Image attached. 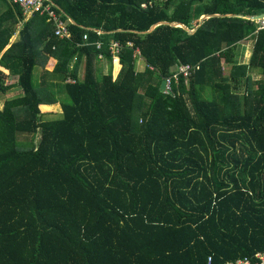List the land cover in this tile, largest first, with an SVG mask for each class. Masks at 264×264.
I'll use <instances>...</instances> for the list:
<instances>
[{
    "label": "trees",
    "instance_id": "16d2710c",
    "mask_svg": "<svg viewBox=\"0 0 264 264\" xmlns=\"http://www.w3.org/2000/svg\"><path fill=\"white\" fill-rule=\"evenodd\" d=\"M2 1L0 68L20 92L0 106V264H219L264 251V23L249 17L264 0H46L69 38ZM194 3L221 15L190 25ZM247 36L244 64L231 47ZM179 64L192 69L164 93ZM2 80L0 69L4 91ZM56 101L61 114L43 117ZM20 132L37 137L21 147Z\"/></svg>",
    "mask_w": 264,
    "mask_h": 264
},
{
    "label": "rangeland",
    "instance_id": "374dc122",
    "mask_svg": "<svg viewBox=\"0 0 264 264\" xmlns=\"http://www.w3.org/2000/svg\"><path fill=\"white\" fill-rule=\"evenodd\" d=\"M5 6H4V2L2 0H0V14L4 11ZM201 13H199V4L198 3H194L193 4V8H192V18L190 20V25H195V21H198V19L200 18ZM23 21V20H22ZM257 23H264V18H261L260 20H256ZM17 25L18 23L14 26V32L13 34L9 37L8 43H10L13 40L17 39ZM252 44H253V37L252 36H247L244 39L236 42L234 45H232V51L234 54V58L236 59V61H240L241 63L247 64L250 56H251V51H252ZM112 49V48H111ZM115 54L116 51L113 48ZM112 50V51H113ZM115 59H117L118 62V58L117 56L113 55V60H112V64H111V71H112V75L113 77H116L119 69L121 67L120 64H116L115 63ZM50 58H48L44 64V68L43 69H47L50 70L54 67L55 61L50 62ZM82 63H80L79 68H78V72L79 75L78 78L82 79L83 78V65H84V61H81ZM56 64V63H55ZM143 66H145V64H143V61L141 59L140 56L137 57L136 60V68L138 70H141L143 68ZM221 66H222V74L223 75H228L229 74V64L227 63H223L221 62ZM110 67V62L102 57H98V61H97V71L99 72V76H101V74H104L106 72H108ZM2 74H3V83H7V84H12L10 86H8L4 91L0 89V106L3 105V101L5 100V98L7 97H11L14 96L16 94H18L20 92V89L17 85L14 84L16 77L12 74H10L9 72H7L6 69H2ZM42 66L40 64H37L35 66V68L33 69V79L34 77H36V79H38V77L41 75V70ZM251 76L253 78L254 81V86H256V82L262 80V76L256 71L253 70L251 72ZM38 81V80H37ZM65 94V89H62L61 91H59L57 93V96L59 97V99H62L64 97ZM68 98V96H67ZM41 111H44L43 113V117L45 118H49V117H55L61 114V106H60V102L56 101L54 103H45L39 106ZM37 135H32L28 132H20L17 134V140L20 141L21 147H28V145L30 144V142L34 141L36 139Z\"/></svg>",
    "mask_w": 264,
    "mask_h": 264
},
{
    "label": "built area",
    "instance_id": "2783aa9c",
    "mask_svg": "<svg viewBox=\"0 0 264 264\" xmlns=\"http://www.w3.org/2000/svg\"><path fill=\"white\" fill-rule=\"evenodd\" d=\"M10 3L17 4L21 10V14L28 18L34 12H38L39 14H47V20L53 21L55 24V34L62 37V38H69L70 31H69V20L64 19L61 14H59L53 7L52 3H46V0H7ZM261 19V18H260ZM258 19V20H260ZM262 24V23H260ZM83 38H86V35H83ZM97 46L99 47L101 42H96ZM119 43L117 41H113L110 44L111 51L113 48L117 52ZM115 54L114 50L112 51ZM135 54L138 55L137 49H135ZM139 56V55H138ZM98 57H102V54H99ZM150 69H155L152 65H148ZM192 66L189 64H179L176 69L169 75L163 77L165 80V85L163 88L164 93H171L172 91V83L177 81L178 76L180 74L186 76ZM211 261V257H208V263ZM219 264H264V251L256 252L253 256H242L235 258L233 260H224Z\"/></svg>",
    "mask_w": 264,
    "mask_h": 264
},
{
    "label": "water",
    "instance_id": "95a60500",
    "mask_svg": "<svg viewBox=\"0 0 264 264\" xmlns=\"http://www.w3.org/2000/svg\"><path fill=\"white\" fill-rule=\"evenodd\" d=\"M208 15H221L220 13H202L201 15H200V18L198 19V21H197V24H199L200 22H201V20H202V18L203 17H206V16H208ZM248 16V15H247ZM249 17H251L252 19H260V18H264V11H261V12H259V13H256V14H252V15H249ZM175 24H181V23H175ZM196 24V25H197ZM195 25V26H196ZM154 26V24L153 25H151V27L150 28H152ZM187 28V27H186ZM195 29V27L191 30V31H193ZM164 85H165V80L164 79H162L161 80V82H160V86H159V88H160V90H163V88H164Z\"/></svg>",
    "mask_w": 264,
    "mask_h": 264
},
{
    "label": "crops",
    "instance_id": "0c3cea01",
    "mask_svg": "<svg viewBox=\"0 0 264 264\" xmlns=\"http://www.w3.org/2000/svg\"><path fill=\"white\" fill-rule=\"evenodd\" d=\"M6 1H7V0H6ZM7 2H8V1H7ZM26 19H27V18L24 17V16L22 15V20L25 21ZM68 20H70V19H68ZM20 26H21V25L18 24V25H17V29H19ZM16 31H17V30H16ZM13 41H15V40H13ZM13 41H11V42H13ZM11 42H10V43H11ZM8 45H9V44H8ZM8 45H6V47H7ZM6 47H5V48H6ZM50 59H52V60H50V62H52V63H53V61H55V63L57 62V60H56L55 58H50ZM55 63H53V64H55ZM81 63H82V62H81ZM83 66H84V65H83ZM78 76H80V75H79V72H78ZM79 79H80V78H79Z\"/></svg>",
    "mask_w": 264,
    "mask_h": 264
}]
</instances>
